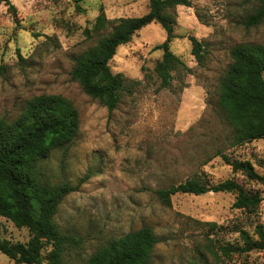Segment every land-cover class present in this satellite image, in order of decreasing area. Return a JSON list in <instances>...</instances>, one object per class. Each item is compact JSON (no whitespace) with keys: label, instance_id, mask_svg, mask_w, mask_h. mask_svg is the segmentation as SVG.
<instances>
[{"label":"rangeland","instance_id":"obj_1","mask_svg":"<svg viewBox=\"0 0 264 264\" xmlns=\"http://www.w3.org/2000/svg\"><path fill=\"white\" fill-rule=\"evenodd\" d=\"M259 4L193 0L192 6L180 5L178 36L170 44L191 71H173L169 87L161 86L155 69L163 55L155 46L167 40V32L159 22L143 27L118 46L109 63L127 79L111 112L71 78L74 56L98 42L101 34L91 29L101 7L110 19L140 16L150 0H0V115L15 118L29 98L42 93L61 94L80 111L73 142L45 161L53 184L80 185L64 198L56 217L63 231L80 239L66 254L69 264H86L102 244L142 226H151L159 238L150 264H184L206 251L209 221L218 224L211 236L218 231L223 241L237 243L242 242L239 229L253 233L257 224L264 225V200L250 212L234 207V192L177 193L170 205L156 192L197 175L213 184L233 178L264 195V185L234 172L216 155L222 149L249 159L264 174V138L231 146L229 127L215 107L219 82L232 62L231 47L264 43V21L244 24ZM190 36L208 45L204 65L192 54ZM0 237L26 242L30 232L0 216ZM223 259L264 264V250ZM0 264L17 263L0 252Z\"/></svg>","mask_w":264,"mask_h":264},{"label":"trees","instance_id":"obj_2","mask_svg":"<svg viewBox=\"0 0 264 264\" xmlns=\"http://www.w3.org/2000/svg\"><path fill=\"white\" fill-rule=\"evenodd\" d=\"M257 1L259 6L244 20L247 27L264 21V0ZM192 2L150 0L145 14L115 19L108 18L101 7L91 29L101 36L95 45L74 56L71 78L112 112L126 90L127 79L123 73L112 71L111 59L119 45L129 43L143 27L159 22L168 38L155 46V49L163 50L155 69L161 77V86H171L173 71L180 67L191 71L172 51L170 43L178 36L175 32L177 8L192 6ZM10 8L16 15V7L11 4ZM108 29L111 31L104 33ZM190 40L192 54L200 65H204L208 45L195 36H190ZM230 54L232 62L219 82L215 107L229 127V144L241 147L264 138V43H238L231 47ZM80 127L79 109L61 94L42 93L29 98L13 119L0 115V216L18 227H27L30 232L26 242L0 237V252L17 264H69L65 258L67 252L80 243L78 237L63 231L56 220L64 198L80 185L69 181L53 184L45 169V161L55 151L69 146ZM216 155L231 165L234 172H241L249 180L264 185V174L256 170L251 160L233 158L222 149H218ZM208 191L234 192L237 195L234 207L250 212L256 211L264 200L261 190L249 189L233 178L213 184L197 175L156 192L170 205L172 196L177 193L203 194ZM206 224L210 226L205 235L209 241L205 245L206 251L201 249L198 257L184 264H226L223 257L264 250L262 224H257L253 233L239 229L241 243L223 241L218 231L211 236L210 232L218 224L215 221ZM158 242L155 230L151 226H142L102 244L86 264H150Z\"/></svg>","mask_w":264,"mask_h":264}]
</instances>
